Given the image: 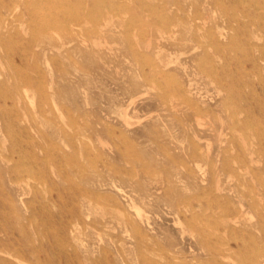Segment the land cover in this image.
I'll list each match as a JSON object with an SVG mask.
<instances>
[{
	"label": "rangeland",
	"instance_id": "rangeland-1",
	"mask_svg": "<svg viewBox=\"0 0 264 264\" xmlns=\"http://www.w3.org/2000/svg\"><path fill=\"white\" fill-rule=\"evenodd\" d=\"M0 21V264H264V0Z\"/></svg>",
	"mask_w": 264,
	"mask_h": 264
},
{
	"label": "bare ground",
	"instance_id": "bare-ground-1",
	"mask_svg": "<svg viewBox=\"0 0 264 264\" xmlns=\"http://www.w3.org/2000/svg\"><path fill=\"white\" fill-rule=\"evenodd\" d=\"M128 1V0H127ZM220 1V0H219ZM149 5V4H148ZM125 6V5H124ZM150 6V5H149ZM259 7H261L260 5H259ZM167 13V12H166ZM183 18V17H182ZM166 21H168V20H166ZM192 21V20H191ZM197 22V21H196ZM0 23H2V21H0ZM89 32V31H88ZM209 34H212V33H209ZM85 36V35H84ZM210 38H211V36H210ZM210 38H209V40H210ZM213 43V42H212ZM134 56V55H133ZM150 57V56H149ZM188 76V75H187ZM69 87V86H68ZM69 90V89H68ZM172 91V90H171ZM174 94V93H173ZM231 97V96H230ZM230 105H232V104H230ZM234 109H235V107H234ZM235 115V114H234ZM237 115H235V117H236ZM185 121V120H184ZM262 255V253L261 252H259L258 254H257V256H254L253 257V259L251 260V262H252V264H261V261H260V256Z\"/></svg>",
	"mask_w": 264,
	"mask_h": 264
}]
</instances>
